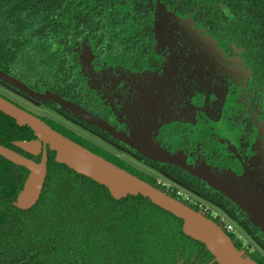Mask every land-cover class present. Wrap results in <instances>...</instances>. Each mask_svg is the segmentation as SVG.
<instances>
[{"label":"flooded vegetation","instance_id":"obj_1","mask_svg":"<svg viewBox=\"0 0 264 264\" xmlns=\"http://www.w3.org/2000/svg\"><path fill=\"white\" fill-rule=\"evenodd\" d=\"M64 7L65 24L79 21L86 28L68 30L60 49L66 56L62 81L55 87V82L36 89L26 86L72 103L116 137L54 109L51 102L34 101L40 112L26 108L23 100L29 98L15 90L17 98L0 96L75 135L125 172L149 178L169 193L190 195L188 206L195 211L200 212L197 203L220 211L244 233L220 205L208 203L185 185L197 186L231 211L237 209L238 217L247 216L180 165L264 183L261 59L256 57L252 65L244 46L215 32L198 16L195 0H65ZM141 144L163 152L172 162L154 161L131 146Z\"/></svg>","mask_w":264,"mask_h":264},{"label":"trees","instance_id":"obj_2","mask_svg":"<svg viewBox=\"0 0 264 264\" xmlns=\"http://www.w3.org/2000/svg\"><path fill=\"white\" fill-rule=\"evenodd\" d=\"M64 1L0 0V71L35 89L51 82L55 87L62 81L66 56L61 46L68 30L80 32L86 28L79 21L65 24ZM195 2L202 20L213 25L215 32L244 46L252 65L259 57L264 69V0ZM50 105L66 112L52 102ZM44 123L120 168L75 135ZM33 139L30 129L18 127L0 113V146L24 155L13 143ZM25 157L40 161V157ZM27 174L24 168L0 157V264H209L213 259L202 244L182 233L181 221L169 213L140 196L114 200L104 187L56 164L49 151L39 200L32 209L20 211L13 203ZM134 176L175 198L174 193L164 191L149 178ZM185 186L208 203L220 205L255 245L254 250L250 245L244 248L242 242L228 235L236 249H244L256 264H264V235L247 217H238L237 209L231 211L197 186Z\"/></svg>","mask_w":264,"mask_h":264},{"label":"water","instance_id":"obj_3","mask_svg":"<svg viewBox=\"0 0 264 264\" xmlns=\"http://www.w3.org/2000/svg\"><path fill=\"white\" fill-rule=\"evenodd\" d=\"M155 32L158 34L157 30ZM0 82L37 103L52 102L84 120L87 125L100 128L116 137L114 131L107 128L103 122L55 94L34 92L2 71H0ZM0 113L12 119L18 127H27L33 132V140L14 142L13 147L32 157L40 156V161L36 163L0 146L1 158L24 168L28 173L13 203L16 209L28 211L38 202L47 175V151H49L54 154L56 164L65 166L75 174L104 187L114 200L140 196L181 221L182 233L202 244L212 256L213 259L209 264H256L245 255L244 251L237 250L230 237L202 213L64 138L35 115L2 96H0ZM131 146L142 156L154 161L172 162L163 152L154 148L147 149L145 144ZM180 166L192 177L203 181L225 196L247 216L250 224L264 235V183L252 184L236 180L230 173H212L204 166L194 169Z\"/></svg>","mask_w":264,"mask_h":264},{"label":"built area","instance_id":"obj_4","mask_svg":"<svg viewBox=\"0 0 264 264\" xmlns=\"http://www.w3.org/2000/svg\"><path fill=\"white\" fill-rule=\"evenodd\" d=\"M171 193H174L175 199L179 200L185 205H189L192 202L191 196L182 192L181 190H171ZM197 206L200 209V213L213 221L225 234L233 235L235 241H240L241 237H235L234 234L237 233V231L235 230L233 224L229 222L224 215L214 211L207 205L197 203Z\"/></svg>","mask_w":264,"mask_h":264},{"label":"rangeland","instance_id":"obj_5","mask_svg":"<svg viewBox=\"0 0 264 264\" xmlns=\"http://www.w3.org/2000/svg\"><path fill=\"white\" fill-rule=\"evenodd\" d=\"M0 92L3 93L4 95H6V94L10 95V96H14L15 95V98H17L14 90H12L11 88H9L8 86H6V85H4L2 83H0ZM23 102H24V104H26L25 107L29 108L30 110H32V109L33 110H37V111L41 110V109L39 110V105L37 103H35L34 101H31V100L27 99V101L23 100ZM40 112H42V111H40ZM213 210L216 211V212L221 213L220 211H217L216 209H213ZM221 214L224 215L223 213H221ZM234 235H235V237H241L240 238V242H242L243 245L246 246V245L250 244L251 245L250 247L252 249H255V246L253 245V243L248 241V238L245 236V234L241 230H237V233H235Z\"/></svg>","mask_w":264,"mask_h":264}]
</instances>
